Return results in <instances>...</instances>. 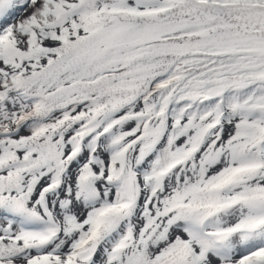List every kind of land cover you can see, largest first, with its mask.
<instances>
[{
  "label": "snow or ice",
  "instance_id": "1",
  "mask_svg": "<svg viewBox=\"0 0 264 264\" xmlns=\"http://www.w3.org/2000/svg\"><path fill=\"white\" fill-rule=\"evenodd\" d=\"M0 264H264V0H0Z\"/></svg>",
  "mask_w": 264,
  "mask_h": 264
}]
</instances>
